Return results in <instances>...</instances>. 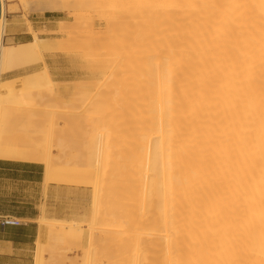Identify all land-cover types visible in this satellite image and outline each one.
<instances>
[{
    "label": "bare ground",
    "instance_id": "obj_1",
    "mask_svg": "<svg viewBox=\"0 0 264 264\" xmlns=\"http://www.w3.org/2000/svg\"><path fill=\"white\" fill-rule=\"evenodd\" d=\"M9 1L0 0V159L44 164L46 185L93 187L94 209L107 198L114 213L88 240L119 248L115 264H264V0H86L98 16L80 41L93 81L71 109L29 89L62 96L46 62L21 83L2 79L56 48L30 22L33 40L7 45ZM36 1L54 12L82 2ZM13 121L42 138L11 141ZM39 220L82 237L77 221Z\"/></svg>",
    "mask_w": 264,
    "mask_h": 264
},
{
    "label": "rangeland",
    "instance_id": "obj_2",
    "mask_svg": "<svg viewBox=\"0 0 264 264\" xmlns=\"http://www.w3.org/2000/svg\"><path fill=\"white\" fill-rule=\"evenodd\" d=\"M51 1L63 3L66 0ZM8 3L13 7V11L7 13V15L20 13L27 23H29L28 17L32 14L43 12L44 10H40V8L45 5V2L36 0H31L25 4L18 0H10ZM118 4H120V0H117ZM60 14L61 20L69 22L66 31L61 30L62 26L59 21L52 23V28L38 32L39 36L42 33L41 37L48 38V41L53 43L56 48L52 49V51L46 50L34 55L31 58V62L22 64L13 72L3 74L2 79L17 78L19 83H21L27 74L44 68V62H46L52 78L62 87V96L50 101V92L47 88L34 86L29 89L35 95H42L46 102L58 105L63 109H71L76 101L74 96L81 89V85H86L83 88L85 92L91 91L87 85L93 79L90 77L89 68L86 66L88 52L91 47L81 46L80 41L87 39L89 30L88 27L84 26L85 23L83 22L98 16L95 13L94 5L86 0L77 3L74 8L61 11ZM76 16L81 21L80 23L77 21L79 25L74 23ZM96 30L104 31V28H98L96 25ZM59 121L62 125L65 122L62 118H59ZM8 129H10L9 139L17 143L37 141L42 138L40 132L26 129L16 124V121L10 123ZM73 130H75V126L70 123L67 131L71 133ZM55 133V137H57L59 134ZM53 152L55 155L58 154L59 148L55 146ZM50 184L57 186L54 193L56 205L52 209L46 208L44 205L41 216L77 221L83 228V234L82 237L77 235H69L68 237L57 236L47 224H44L38 218L42 233L36 243L35 256L41 248L45 264H115L118 260H121L124 256L123 252L119 248L114 247L112 243H96L95 241L90 243L88 240L90 227L98 228L96 230L98 232L99 229L105 227L103 224L104 217L114 213L112 207L107 206L106 202L108 199H98L97 209H94L93 187L72 182H51L48 185L44 184L45 190L48 189ZM116 199L117 197H114L112 201L114 202ZM117 211L120 213L123 208H119ZM60 213L61 215L57 216ZM94 214H96V219ZM141 231L144 232L145 229L142 228ZM130 250L133 251L132 249Z\"/></svg>",
    "mask_w": 264,
    "mask_h": 264
},
{
    "label": "crops",
    "instance_id": "obj_3",
    "mask_svg": "<svg viewBox=\"0 0 264 264\" xmlns=\"http://www.w3.org/2000/svg\"><path fill=\"white\" fill-rule=\"evenodd\" d=\"M7 20L4 40L7 45L33 40L29 23L22 14H9ZM60 20V12L54 11L28 17L37 32L52 28V23ZM44 171L42 163L0 159V264H35L36 243L42 233L38 218L44 205L51 209L56 205L57 186L50 184L45 190ZM9 217L20 223L2 224L3 219Z\"/></svg>",
    "mask_w": 264,
    "mask_h": 264
},
{
    "label": "built area",
    "instance_id": "obj_4",
    "mask_svg": "<svg viewBox=\"0 0 264 264\" xmlns=\"http://www.w3.org/2000/svg\"><path fill=\"white\" fill-rule=\"evenodd\" d=\"M1 3V2H0ZM20 221L18 219L15 218H4L2 221V224L6 225V224H11V225H15V224H19Z\"/></svg>",
    "mask_w": 264,
    "mask_h": 264
},
{
    "label": "water",
    "instance_id": "obj_5",
    "mask_svg": "<svg viewBox=\"0 0 264 264\" xmlns=\"http://www.w3.org/2000/svg\"><path fill=\"white\" fill-rule=\"evenodd\" d=\"M0 15H1V4H0Z\"/></svg>",
    "mask_w": 264,
    "mask_h": 264
}]
</instances>
